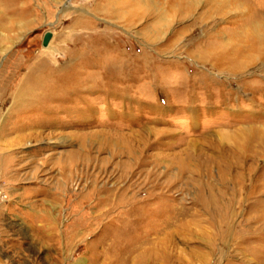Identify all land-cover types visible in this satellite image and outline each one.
I'll return each instance as SVG.
<instances>
[{
  "label": "rangeland",
  "instance_id": "rangeland-1",
  "mask_svg": "<svg viewBox=\"0 0 264 264\" xmlns=\"http://www.w3.org/2000/svg\"><path fill=\"white\" fill-rule=\"evenodd\" d=\"M230 2L0 0V264H264V0Z\"/></svg>",
  "mask_w": 264,
  "mask_h": 264
},
{
  "label": "bare ground",
  "instance_id": "bare-ground-1",
  "mask_svg": "<svg viewBox=\"0 0 264 264\" xmlns=\"http://www.w3.org/2000/svg\"><path fill=\"white\" fill-rule=\"evenodd\" d=\"M214 1V0H213ZM225 1V0H224ZM228 1H231L232 3L234 2V3H236L237 4V2H238V0H228ZM230 2V3H231ZM239 3V2H238ZM239 5V4H238ZM242 9H245L244 7H242ZM261 17V16H260ZM249 19H250V21L251 20H254V18H252L251 16L249 17ZM252 22H254V21H252ZM264 28V27H263ZM251 30V29H250ZM251 33V32H250ZM253 36V35H252ZM257 37V36H256ZM252 38V37H251ZM260 42V43H259ZM258 43L260 44V46H262L263 48H261V52L262 53H259L260 55H262L263 54V56H262V58H264V35L263 36H261V37H258V39H256V38H252V40H250V45H249V47H250V49H249V51H257L258 52V49H259V47L257 46L258 45ZM258 48V49H257ZM242 51H237L236 53H237V55L239 54L240 55V53H241ZM234 55H236V54H234ZM254 57H251L250 59H247V62H248V64H251L253 61H254ZM129 213V212H128ZM156 233H158V231H155Z\"/></svg>",
  "mask_w": 264,
  "mask_h": 264
},
{
  "label": "water",
  "instance_id": "water-1",
  "mask_svg": "<svg viewBox=\"0 0 264 264\" xmlns=\"http://www.w3.org/2000/svg\"><path fill=\"white\" fill-rule=\"evenodd\" d=\"M51 36L52 34L50 32H46L43 36V39H42V46L43 47H46L49 43V41L51 40Z\"/></svg>",
  "mask_w": 264,
  "mask_h": 264
},
{
  "label": "built area",
  "instance_id": "built-area-1",
  "mask_svg": "<svg viewBox=\"0 0 264 264\" xmlns=\"http://www.w3.org/2000/svg\"><path fill=\"white\" fill-rule=\"evenodd\" d=\"M0 184H1V182H0ZM5 198H6V196L1 191V185H0V210H1L3 203L5 202ZM0 239H1V220H0Z\"/></svg>",
  "mask_w": 264,
  "mask_h": 264
}]
</instances>
